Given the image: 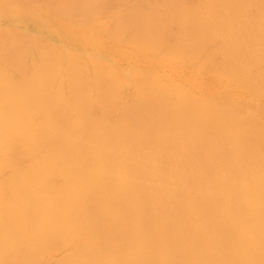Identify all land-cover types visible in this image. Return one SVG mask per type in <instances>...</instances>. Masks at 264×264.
Instances as JSON below:
<instances>
[{"label":"bare ground","instance_id":"1","mask_svg":"<svg viewBox=\"0 0 264 264\" xmlns=\"http://www.w3.org/2000/svg\"><path fill=\"white\" fill-rule=\"evenodd\" d=\"M124 1L0 31V264H264V0Z\"/></svg>","mask_w":264,"mask_h":264},{"label":"rangeland","instance_id":"2","mask_svg":"<svg viewBox=\"0 0 264 264\" xmlns=\"http://www.w3.org/2000/svg\"><path fill=\"white\" fill-rule=\"evenodd\" d=\"M3 1L4 0L0 1V3H1L0 4V31H2V28H4V27H17L21 30V32H27V33L31 32V33L41 34V35L45 36L47 39H49L55 43L64 44V45L67 44L66 35L63 32H60V31H57L54 29V27L59 25V23H57L58 19L56 18L55 14H52V13L45 14L46 16L44 17V21L41 20L42 15H40V9L39 8H41L40 5L43 2V0L42 1H40V0H28V3H30L29 4L30 5V12H19V14L16 16H14V15L20 7L19 6L20 2L17 0H12L13 2L12 1L10 2V0L9 1L7 0L5 2H3ZM128 1H130V0H128ZM128 1H126V3L124 1L121 6H123V8H127V6L130 7V5H132V7H134V6L139 5L140 3H142V1H145V0H138V1L132 0L130 3ZM6 2H7V4L4 5ZM135 2H136V4H135ZM137 2H139V3L137 4ZM124 3L127 4V5H125V7H124ZM119 7H120L119 5H114L111 8L113 11L109 12L105 16L106 19L109 20L113 15H115L121 9ZM72 18L74 20L77 19V15L72 16ZM15 22H18L17 26H15ZM80 28H81L80 25L76 24L73 27V29H74L73 32L78 33L80 31ZM10 29L14 30L13 28H10ZM50 32H51V34H49ZM75 48H78L85 55H90L89 50H86V49L82 50L81 47H75ZM120 50L121 49H115L114 47H109L106 50H104V52H103L104 57L103 58L109 62H112V63H114V62L121 63L123 52ZM127 50L128 49H124L125 52ZM183 71H184V75H182V78H185V79L187 77L190 78L188 76L189 74L186 73V70L184 69ZM192 76L195 77L193 74H192ZM210 85H212V87L209 86L212 89L215 87L213 85V83H210ZM125 90H126L125 94L132 95L133 88L130 84L126 86ZM125 90H124V92H125ZM236 105H237V103H236ZM260 118H263V116L260 115ZM61 255L62 254H60V252L56 253V255H54L52 259L51 258L49 259L48 263L55 261V259H58Z\"/></svg>","mask_w":264,"mask_h":264}]
</instances>
